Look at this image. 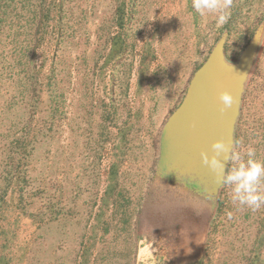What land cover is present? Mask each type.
<instances>
[{"label": "rangeland", "instance_id": "1", "mask_svg": "<svg viewBox=\"0 0 264 264\" xmlns=\"http://www.w3.org/2000/svg\"><path fill=\"white\" fill-rule=\"evenodd\" d=\"M86 2L82 27L65 43L67 116L56 124L49 155L40 154L36 164L39 175L49 174L48 194L61 200L67 213L42 225L22 220L17 241L30 249L24 254L20 246L12 260L23 253L20 264H251L264 241V207L238 210L223 186L200 236L186 230L190 218L159 191L154 178L162 129L196 67L225 31L227 56L236 60L264 22V0H233L230 21L220 28L203 20L191 0ZM24 20L21 28L0 27V103L19 96ZM115 39L122 51L110 58ZM236 141L238 149L252 145L264 159V41L247 82ZM120 160L118 184L112 186V165ZM119 192L137 208L133 232L124 228L117 210ZM43 200L38 197V208ZM260 253L264 258V246Z\"/></svg>", "mask_w": 264, "mask_h": 264}, {"label": "trees", "instance_id": "2", "mask_svg": "<svg viewBox=\"0 0 264 264\" xmlns=\"http://www.w3.org/2000/svg\"><path fill=\"white\" fill-rule=\"evenodd\" d=\"M87 3L83 0H0V27L19 26L26 17L22 24L24 47L17 59V65H21L16 73L19 96L4 98L0 103V264H20L23 253L14 260L10 256L20 246L24 254L29 252L28 243L23 248L17 241L22 220L27 218L33 224L42 225L61 219L59 217L67 213L66 205L48 194L49 174L41 171L39 175L36 164L40 154L49 155V145L59 126L56 124L67 116L64 79L69 61L64 56L65 43L69 33L70 36L75 35L82 27L85 21L83 6ZM118 10L119 7L116 8ZM233 17H238L236 12ZM230 30L232 34L233 26ZM114 44L110 58L122 51L117 47L116 39ZM37 58L41 59L38 64ZM80 59L84 61L82 57ZM98 60L99 57L94 67H97ZM80 61L77 63L82 64ZM12 69L9 68V72ZM42 112L43 116L40 115ZM123 134L126 136V131ZM126 144L123 136L119 144L122 154L126 151ZM120 166L121 160L112 165V186L118 184L119 179L115 175ZM118 194L120 205L117 210L121 211L122 224L128 232H133L135 226L131 219L137 208L126 194ZM39 196L44 200L38 208ZM262 246L264 241L258 243V251L254 258L251 257V264H264L260 253Z\"/></svg>", "mask_w": 264, "mask_h": 264}, {"label": "water", "instance_id": "3", "mask_svg": "<svg viewBox=\"0 0 264 264\" xmlns=\"http://www.w3.org/2000/svg\"><path fill=\"white\" fill-rule=\"evenodd\" d=\"M228 35V31L221 35L194 72L183 100L164 124L154 178L159 191L170 195L173 203L183 208L186 220L190 218L186 230L200 236L208 230L223 187L203 164L200 154L210 150L212 141L222 136L236 141L247 82L264 41V22L236 60L226 53ZM224 88L234 93L236 102L222 112L218 93ZM209 193L213 200L208 199Z\"/></svg>", "mask_w": 264, "mask_h": 264}, {"label": "clouds", "instance_id": "4", "mask_svg": "<svg viewBox=\"0 0 264 264\" xmlns=\"http://www.w3.org/2000/svg\"><path fill=\"white\" fill-rule=\"evenodd\" d=\"M233 0H191L194 11L205 21L223 27L230 18ZM222 112L232 108L236 96L227 88L218 93ZM238 141L220 137L212 141L210 150L201 151L204 165L215 174L217 181L228 190L231 203L238 210L256 212L264 207V159L257 156L255 147L238 149ZM209 200L214 197L209 193ZM231 218L232 213H228Z\"/></svg>", "mask_w": 264, "mask_h": 264}, {"label": "bare ground", "instance_id": "5", "mask_svg": "<svg viewBox=\"0 0 264 264\" xmlns=\"http://www.w3.org/2000/svg\"><path fill=\"white\" fill-rule=\"evenodd\" d=\"M179 29V28H178ZM181 40V39H180ZM187 42V41H186ZM187 48V47H186ZM184 74V73H183ZM182 76V75H181ZM179 77V76H178Z\"/></svg>", "mask_w": 264, "mask_h": 264}]
</instances>
